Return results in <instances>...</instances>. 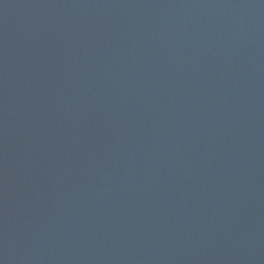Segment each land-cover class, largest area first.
<instances>
[{"label": "water", "instance_id": "1", "mask_svg": "<svg viewBox=\"0 0 264 264\" xmlns=\"http://www.w3.org/2000/svg\"><path fill=\"white\" fill-rule=\"evenodd\" d=\"M0 264H264V0H0Z\"/></svg>", "mask_w": 264, "mask_h": 264}]
</instances>
